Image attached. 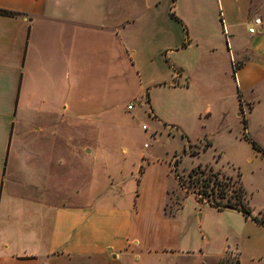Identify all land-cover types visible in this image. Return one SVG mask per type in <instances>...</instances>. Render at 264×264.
<instances>
[{
	"label": "crops",
	"instance_id": "1",
	"mask_svg": "<svg viewBox=\"0 0 264 264\" xmlns=\"http://www.w3.org/2000/svg\"><path fill=\"white\" fill-rule=\"evenodd\" d=\"M186 3L192 18H179L196 50L187 85L192 75L219 78L216 99L249 112L264 86V0ZM159 4L0 0L19 14L0 15V264H218L225 250L207 259L187 243L180 210L166 212L158 171L167 176L169 164L140 156L134 184L93 141L111 114L113 65L136 66V20L174 40V12L166 2L159 23ZM258 16L261 28L248 34ZM249 249L248 264H264V242Z\"/></svg>",
	"mask_w": 264,
	"mask_h": 264
},
{
	"label": "rangeland",
	"instance_id": "2",
	"mask_svg": "<svg viewBox=\"0 0 264 264\" xmlns=\"http://www.w3.org/2000/svg\"><path fill=\"white\" fill-rule=\"evenodd\" d=\"M172 1L160 0L156 8L161 13L159 23L165 16L166 2L174 12L172 42L163 34L153 38L145 22L136 20L138 25L128 35L136 66L126 59L121 66L113 65L111 114L103 118L104 126L93 141L106 152L110 163L118 165L120 159L125 171L133 174L130 181L134 184L140 156L164 160L184 180L196 165L209 166L227 176L239 175L250 215L264 217V157L247 140L264 153V86L257 91L249 112L246 107L235 112L231 100L216 99L223 86L219 78L207 83L192 75L187 85V68L196 50L187 44V24L179 16H192L187 15V0ZM204 11L203 7L198 13L202 16ZM130 103L132 108L127 110ZM143 163L139 172L145 167ZM159 170V179L167 181L169 191L166 212L180 210L179 219L187 227V243L192 249L207 259L228 249L229 261L238 253L242 264H248V248L252 253L256 243L264 242V229H254L253 221H246L235 211H216L196 203L179 188L171 170L167 176L163 167ZM179 202L181 207L177 208Z\"/></svg>",
	"mask_w": 264,
	"mask_h": 264
},
{
	"label": "trees",
	"instance_id": "3",
	"mask_svg": "<svg viewBox=\"0 0 264 264\" xmlns=\"http://www.w3.org/2000/svg\"><path fill=\"white\" fill-rule=\"evenodd\" d=\"M0 15L18 16L19 14L0 10ZM247 140L250 142L251 147L258 150L264 157V153L259 150L254 142ZM206 145L208 146V144ZM171 171L179 188L184 190L185 195L193 196L196 203H205L216 211L232 210L239 213L244 219L264 225V217L256 218L250 215L251 209L244 200V191L239 182V175L235 177L227 176L218 171H213L209 166L196 165L188 171L186 180H184L175 170L171 169ZM180 207L181 202L177 205V208ZM218 264H239L238 253H236L233 261H229L227 250H225L218 259Z\"/></svg>",
	"mask_w": 264,
	"mask_h": 264
},
{
	"label": "built area",
	"instance_id": "4",
	"mask_svg": "<svg viewBox=\"0 0 264 264\" xmlns=\"http://www.w3.org/2000/svg\"><path fill=\"white\" fill-rule=\"evenodd\" d=\"M263 24L262 19L258 16V17H254L251 21H250V25L247 28V33L248 34H254L258 31V29L261 28ZM132 108V104L130 103L129 105L126 106L127 110H131ZM141 129H144V126H141Z\"/></svg>",
	"mask_w": 264,
	"mask_h": 264
}]
</instances>
